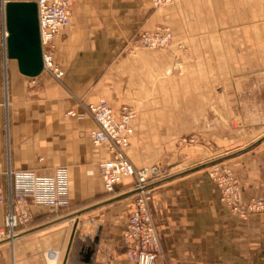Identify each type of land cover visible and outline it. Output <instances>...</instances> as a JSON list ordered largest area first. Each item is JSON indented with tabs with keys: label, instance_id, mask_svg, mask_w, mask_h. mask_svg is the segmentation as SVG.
<instances>
[{
	"label": "crops",
	"instance_id": "obj_1",
	"mask_svg": "<svg viewBox=\"0 0 264 264\" xmlns=\"http://www.w3.org/2000/svg\"><path fill=\"white\" fill-rule=\"evenodd\" d=\"M1 1L0 187L7 165L16 171L64 168L69 207L57 213L33 207L32 220L16 239L0 244V264H132L122 244L133 208L132 195L126 196L131 183L124 179L113 194L104 192L97 165L110 154L93 146L96 126L88 116L65 114L82 113V106L99 100L114 112L122 106L139 111L126 149L135 168L155 165L163 143H175L191 129L206 144L219 140L225 119L241 105V84L226 80L228 64L235 73L248 69L256 77L264 64V27L256 21L264 0H173L162 10L147 0H70L69 26L55 40V61L64 75L56 81L43 73L35 85L18 72L15 60L5 58ZM159 25L170 28L172 43L191 47L193 57L181 58L176 49L125 52L140 32ZM255 86L263 84L256 80ZM251 103L264 119V92L251 95ZM231 160L240 200L264 201V142ZM218 198L201 171L154 190L156 264H264V213L240 221ZM4 213L0 205V227ZM77 219L104 224L92 240L74 237L68 250L70 223Z\"/></svg>",
	"mask_w": 264,
	"mask_h": 264
},
{
	"label": "built area",
	"instance_id": "obj_2",
	"mask_svg": "<svg viewBox=\"0 0 264 264\" xmlns=\"http://www.w3.org/2000/svg\"><path fill=\"white\" fill-rule=\"evenodd\" d=\"M34 1L37 5L42 52L41 74L45 73L60 81L64 73L55 61V40L69 26L70 0ZM148 1L155 10L173 4V0ZM6 2L1 1L3 16ZM6 36L4 26L3 38ZM172 37L169 27L159 25L140 32L130 46L151 51L160 50L171 44ZM32 84H37L35 78H32ZM65 115H86L94 122L96 128L90 133L92 144L94 147L105 148L110 154L109 159L97 165L104 192L107 195L113 194L115 186L124 179L131 183L130 190L134 191L133 208L126 217L122 232L125 259L132 264H156L160 256V230L152 214L150 202L155 190L152 185L164 179L166 173L158 165L135 168L126 154L136 110L130 106H122L118 112H114L107 101L99 100L82 106V113L77 114L70 110ZM194 140L191 137L189 142ZM211 169L208 175L218 190L219 202L230 216L244 221L255 212H264L263 200H240L238 180L228 168L216 165ZM4 176L5 188L0 187V205L5 207L0 227V244H10L16 239L20 229L32 220L33 207H44L50 213L66 211L69 207L67 172L64 168L41 172L16 171L7 165Z\"/></svg>",
	"mask_w": 264,
	"mask_h": 264
},
{
	"label": "rangeland",
	"instance_id": "obj_3",
	"mask_svg": "<svg viewBox=\"0 0 264 264\" xmlns=\"http://www.w3.org/2000/svg\"><path fill=\"white\" fill-rule=\"evenodd\" d=\"M256 21L258 22V25L260 27H264V14H258ZM131 43L132 42L128 43L125 47V52L127 54L151 52V50L147 51L146 49L138 47L134 48L133 46H130ZM171 49L178 50L179 56L181 58L186 59L193 57V50L191 47L183 46L181 44L176 43L174 44L172 42L168 47L164 49L153 51H170ZM228 65L227 69L230 71L227 77L231 79L227 78L226 80L229 82L231 81V83H237L238 88L240 87L239 84H241L242 93L241 97H239V99L241 100V105L238 108L240 111L236 114L231 113L225 119L226 123L222 129V131L224 132V136L221 137L219 140H217V138L212 139V142L206 144L205 141L196 137L197 130L191 129L186 132L185 135L179 136L175 143H163V146L166 147L163 149L164 155L161 160L155 163V165H158L166 173V177L162 179L167 180L164 183L186 176L187 174L182 176H179V174L197 168L200 169L196 171H201L207 174V176L209 177L208 174L212 170L211 168L216 165L228 168L237 178L232 165L234 161L231 159L239 154L249 151L250 149H252V146L256 147L257 145H260L264 142V119L258 114V111H253L251 109V95L253 96V98H255L256 91L258 96H260V94L264 92L262 90V88L264 87V64H262V67H260V70H258L260 74L257 77L256 75H252V73L249 72L251 70L248 69L242 70V72L238 71L237 73H235L232 71V64ZM256 80L259 83L263 84V86H259V90H257L256 86L254 87ZM137 112L139 111L136 110V114ZM200 113L201 112H198L197 115H200ZM210 114L211 113H209L208 115ZM191 137L195 138L193 142H189V139ZM184 140L186 141L184 142ZM236 149L238 151H240L239 149H242V152L239 154L233 153L232 151ZM211 182L214 184L213 181ZM162 184L154 185L155 189ZM256 213L264 212L259 211L253 214ZM74 223H76L77 225V230L75 234V238L77 240H79L80 238L82 240H90L92 237L95 236L97 227L104 224L103 221H92L91 219L80 221V219H77L74 220V222L70 223V227L73 228V226L75 225Z\"/></svg>",
	"mask_w": 264,
	"mask_h": 264
},
{
	"label": "water",
	"instance_id": "obj_4",
	"mask_svg": "<svg viewBox=\"0 0 264 264\" xmlns=\"http://www.w3.org/2000/svg\"><path fill=\"white\" fill-rule=\"evenodd\" d=\"M4 26L7 34L4 45L5 58L16 61L17 70L22 76L27 78L38 77L42 73L43 64L36 2L7 1L4 5ZM198 169L200 168L186 171L179 174V176ZM165 181L167 180H162L154 185L162 184ZM133 194L134 191H131L126 196ZM118 199L120 198L118 197L115 200ZM74 229L75 225L72 228L68 250L73 243ZM95 243L96 241L91 243L90 248H93Z\"/></svg>",
	"mask_w": 264,
	"mask_h": 264
},
{
	"label": "bare ground",
	"instance_id": "obj_5",
	"mask_svg": "<svg viewBox=\"0 0 264 264\" xmlns=\"http://www.w3.org/2000/svg\"><path fill=\"white\" fill-rule=\"evenodd\" d=\"M75 227H76V225H75ZM74 237H75V229H74Z\"/></svg>",
	"mask_w": 264,
	"mask_h": 264
}]
</instances>
